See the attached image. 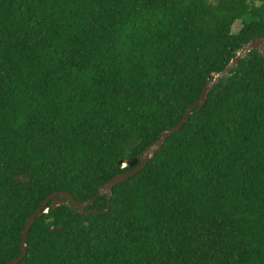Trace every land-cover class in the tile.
<instances>
[{"label": "trees", "instance_id": "trees-1", "mask_svg": "<svg viewBox=\"0 0 264 264\" xmlns=\"http://www.w3.org/2000/svg\"><path fill=\"white\" fill-rule=\"evenodd\" d=\"M256 37L264 0H0V264L50 194L131 170ZM52 200L17 264H264V55L93 212Z\"/></svg>", "mask_w": 264, "mask_h": 264}, {"label": "water", "instance_id": "water-1", "mask_svg": "<svg viewBox=\"0 0 264 264\" xmlns=\"http://www.w3.org/2000/svg\"><path fill=\"white\" fill-rule=\"evenodd\" d=\"M251 49H257L262 55H264V37H261V38L256 37V38H253L252 40H250L245 45L243 51L240 52L239 54H237L236 57H234L230 61V63L226 66V68L220 74L215 75L212 81H209V77H207L199 99L187 108V110L185 111L180 122L177 125H175L174 127L163 131L160 134L159 138L151 146L147 147L144 150V152L140 155L138 163H137L136 158H133L131 161L126 162L125 165H129L130 167H132V169L114 176L108 182L99 186L98 192H97L95 197H93L89 200H86V201L78 202L68 192H54V193L50 194L45 199V201L42 202V204L37 208V210L35 212H33L28 217L26 224L24 226V229L22 231V234H21V240H20L21 254L18 257L12 259L7 264H17L25 255V251H26L25 240L27 237V232H28L34 218L36 216H38L43 211V209L46 206V203L50 199H53L52 200V206L67 203L69 208L73 207V208L77 209L79 212L85 213L86 215H88L90 212H93L92 210H90L89 212H84V208L86 206L90 205L91 203H93L94 200L96 199V197H99L103 194H105L107 200H109V198L111 196V190L116 184L120 183L122 180L126 179L127 177L133 175L135 172L142 169L146 165V163L149 161V159L155 154V152L159 150V148L162 146L165 139L168 136H170L171 134L175 133L177 130H179L181 128V126L188 120L189 116L193 112V109L196 106L203 105L205 103L206 98L208 96V92H209L210 88L213 86L214 82H216L222 74L226 73L231 66H234L239 61V59L241 58L242 55H244L245 53H247ZM122 162L123 161H119V163H122ZM66 200H68V201H66ZM44 212H47V210Z\"/></svg>", "mask_w": 264, "mask_h": 264}, {"label": "rangeland", "instance_id": "rangeland-1", "mask_svg": "<svg viewBox=\"0 0 264 264\" xmlns=\"http://www.w3.org/2000/svg\"><path fill=\"white\" fill-rule=\"evenodd\" d=\"M239 26H240V23L239 22H236L234 25H233V27H232V31H237L238 30V28H239ZM87 220L85 219V222H86Z\"/></svg>", "mask_w": 264, "mask_h": 264}]
</instances>
